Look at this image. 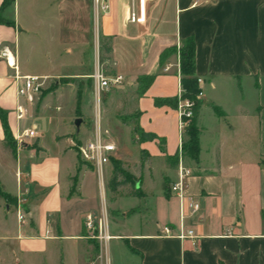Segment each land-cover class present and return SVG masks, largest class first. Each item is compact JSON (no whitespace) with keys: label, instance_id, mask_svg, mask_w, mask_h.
<instances>
[{"label":"crops","instance_id":"0c3cea01","mask_svg":"<svg viewBox=\"0 0 264 264\" xmlns=\"http://www.w3.org/2000/svg\"><path fill=\"white\" fill-rule=\"evenodd\" d=\"M5 1L1 16L12 24L0 23V54L9 51L8 60L15 62L19 75L58 72H21L16 20L2 14L15 0ZM3 2L0 0V7ZM107 2L108 10L101 12L100 34L110 41L111 51L106 54L99 48L101 66H109L111 74H121L124 85H135V89L140 75L154 74L144 93L134 99L135 119L136 126L163 142H138L134 135L137 159L132 168L139 175L134 179L123 164L129 152L117 135L101 128L116 143L111 158L117 157L132 175L129 182L113 189L111 158L99 175L90 163L77 161L69 149L71 137L61 138L60 129L52 131L51 147L42 140L32 120L33 103L18 98L15 70L0 55V110L15 142L14 147L6 142L0 116V167L7 165L4 157L11 155L13 162L8 164L15 175L11 187L0 178V264H104L97 256L96 241L87 237L83 225L87 214H100V202L112 236L110 264H264V0ZM132 13L139 19L130 21ZM73 31L77 32L75 27ZM190 37L200 87L196 113L199 154L197 163L184 164L190 170L187 198L196 200L200 210L187 216L183 226L197 234L195 245L190 239L160 235L163 225L174 232L180 228V200L170 185L178 177L177 101L181 88L177 51L162 62L160 54ZM87 41L85 36L73 37L79 56ZM76 64L82 65L79 59ZM175 98L174 104L155 102ZM18 103L26 107L22 119L16 118ZM214 106L222 115L216 114ZM123 127L119 122L117 128ZM32 128L36 136L18 144L15 134ZM151 160L160 168L156 170ZM131 182L134 194L130 193ZM109 191L114 197H109ZM17 199L27 211L23 223L17 220ZM182 203L186 211V198ZM10 212L15 221L9 227Z\"/></svg>","mask_w":264,"mask_h":264},{"label":"rangeland","instance_id":"374dc122","mask_svg":"<svg viewBox=\"0 0 264 264\" xmlns=\"http://www.w3.org/2000/svg\"><path fill=\"white\" fill-rule=\"evenodd\" d=\"M2 14L15 17L16 20L15 29L19 33L16 38V51L21 72L58 71L44 74L47 79L33 102V108L36 111L32 120L37 123L42 140L47 143L48 147H51V133L60 129L61 138L71 137L75 143L80 144L92 136L96 120H98L101 128L117 135L121 146L129 152L123 164L132 172L134 179H137L139 175L133 173L135 170L132 168L137 159V154L133 151L136 150V144H133L136 126L135 85L127 86L123 82L97 100L94 96L92 81L88 77L91 73L89 71L94 70L96 61L102 65L101 52H98L99 48L102 49L101 12L95 15L92 0H15L13 4L5 8ZM74 27L77 32L73 31ZM75 35L80 38L85 36L88 39L81 56L73 45ZM77 59L82 63L81 66L76 64ZM103 67L110 75L109 66L104 65ZM59 71H87L88 74H68ZM78 90L80 92V116L77 115L75 109ZM44 101L47 106L42 110L41 104ZM78 117L82 119V122L79 127H76L74 121ZM119 122L124 124L122 130L117 128ZM69 149L74 152L79 163H86L75 146L70 144ZM114 158L117 157L114 156ZM4 159L7 165L4 163L5 166L0 167V178L4 185L11 187L15 182V175L8 163L11 164L13 161H10L12 158L9 154ZM150 163L156 170L160 168L155 160H151ZM104 178L106 179L105 174ZM110 178L109 175V184ZM95 179L100 202V183L97 174H95ZM108 193L109 197H114L110 195V191ZM122 204L124 202L120 203ZM97 207L100 212L101 202ZM14 221V214L10 212L7 215V225L12 226Z\"/></svg>","mask_w":264,"mask_h":264},{"label":"built area","instance_id":"2783aa9c","mask_svg":"<svg viewBox=\"0 0 264 264\" xmlns=\"http://www.w3.org/2000/svg\"><path fill=\"white\" fill-rule=\"evenodd\" d=\"M93 11L95 15L99 12H104L108 10L107 0H92ZM132 13L130 21L138 20ZM9 51L4 49L1 52V56L6 57L8 63L15 70L16 79V90L19 99L26 100L27 103L32 104L36 96L41 92L44 82L47 76L39 75H19L17 70V65L15 62H10ZM13 63V64H12ZM92 79L93 92L97 100H100L101 96L111 89L120 86L124 77L121 74H107L104 68L97 63L94 67L93 72L89 76ZM194 101L189 98L181 97V88L177 101V110L179 115L178 120V131L180 134V146H179V156H178V177L170 185V191L176 194L180 200V228L178 232L174 230L169 225H163L161 227V236H177L181 239H190L192 244L195 245V240L198 237L192 228H186L183 226V220L189 216L193 217L198 214L200 210L199 203L192 199L187 198L186 178L190 174V170L185 166L184 160L181 156V140L188 126L191 118L193 117ZM15 113L17 119H22L26 114V107L23 103H18L15 107ZM94 126L93 134L91 137L83 140L80 144H77L70 138L69 142L71 145L77 148V151L81 158L93 165L98 174L101 175L102 168L105 164L110 161L112 154L116 151L117 146L113 138L102 133L100 122L96 120ZM36 136V129H23L15 134V140L18 144L25 141V139L32 138ZM186 198V211L183 206V200ZM16 214L19 223H23L27 217V211L23 207V201L17 199L16 204ZM84 228L87 232V237L96 241L98 246V258L104 262V264H110L109 258V242L112 236L108 231V220L105 211V206L102 204L101 212L98 216H93L92 214H87L83 221Z\"/></svg>","mask_w":264,"mask_h":264},{"label":"trees","instance_id":"16d2710c","mask_svg":"<svg viewBox=\"0 0 264 264\" xmlns=\"http://www.w3.org/2000/svg\"><path fill=\"white\" fill-rule=\"evenodd\" d=\"M6 2L7 1L4 0V2L2 3V6L0 7V23L12 24L10 21L4 19L1 16V9L3 8ZM102 49L106 54H108L111 51L110 41L108 40L107 37H104L102 39ZM176 51L179 55L181 97L189 98L190 100H193L195 104L194 110H193L194 112L193 117L191 118L188 126L186 127L182 140H181V156L184 160V163L185 161L197 163L198 154H199V129L196 124V113H197V106H198L197 96L200 93V87H199V82L195 76V47H194L193 38L192 37L187 38L183 40L180 43V45L165 49L160 54V62L163 61L164 57L167 54L173 53ZM102 58L107 59L108 57L103 56ZM153 78H154V74L140 75L137 78L136 93L138 96L144 93L146 88L152 82ZM155 102L156 104L163 103V102L174 104L176 103V98L166 99V100L165 99L156 100ZM75 109H76V112L78 113L77 115L80 116L81 113H80V92L79 90L76 93ZM214 111L218 115H222L223 113L220 110V108L216 106H214ZM0 116L4 124L5 140L10 146L14 147L15 142L12 139L11 133L5 121V117L1 110H0ZM135 135H136V140L138 142L151 141L154 139H160L163 142V138L158 137L154 133L145 132L140 126L135 127ZM141 155L143 156V151H141ZM111 161L113 163V177H114V183L112 186H113V189H115L119 185L129 182L131 174L127 170H125L122 167L121 163L115 158L112 157ZM117 177H120V181H116ZM130 185H131L130 193L134 194V192H132V189L134 187L133 183L131 182ZM0 195H3V192L1 190H0Z\"/></svg>","mask_w":264,"mask_h":264},{"label":"water","instance_id":"95a60500","mask_svg":"<svg viewBox=\"0 0 264 264\" xmlns=\"http://www.w3.org/2000/svg\"><path fill=\"white\" fill-rule=\"evenodd\" d=\"M81 122H82V119L80 117H78L75 119L74 124L76 125V127H79ZM21 145H24V144H21Z\"/></svg>","mask_w":264,"mask_h":264},{"label":"bare ground","instance_id":"6f19581e","mask_svg":"<svg viewBox=\"0 0 264 264\" xmlns=\"http://www.w3.org/2000/svg\"><path fill=\"white\" fill-rule=\"evenodd\" d=\"M13 64V63H12Z\"/></svg>","mask_w":264,"mask_h":264}]
</instances>
